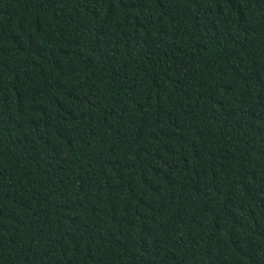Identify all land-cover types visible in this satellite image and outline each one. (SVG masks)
<instances>
[{
  "label": "trees",
  "instance_id": "1",
  "mask_svg": "<svg viewBox=\"0 0 264 264\" xmlns=\"http://www.w3.org/2000/svg\"><path fill=\"white\" fill-rule=\"evenodd\" d=\"M0 264H264V0H0Z\"/></svg>",
  "mask_w": 264,
  "mask_h": 264
}]
</instances>
